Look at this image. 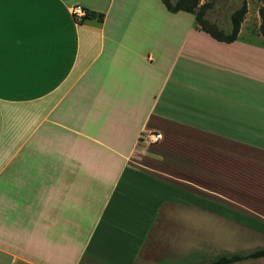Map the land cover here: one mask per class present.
I'll return each mask as SVG.
<instances>
[{"label":"crops","instance_id":"crops-1","mask_svg":"<svg viewBox=\"0 0 264 264\" xmlns=\"http://www.w3.org/2000/svg\"><path fill=\"white\" fill-rule=\"evenodd\" d=\"M0 7V264H210L264 237L260 32L220 42L161 0Z\"/></svg>","mask_w":264,"mask_h":264},{"label":"trees","instance_id":"trees-1","mask_svg":"<svg viewBox=\"0 0 264 264\" xmlns=\"http://www.w3.org/2000/svg\"><path fill=\"white\" fill-rule=\"evenodd\" d=\"M168 11L177 13L179 11H185L195 16L197 26L204 32L211 35L214 39L220 42L231 43L236 41L240 33L242 23L244 22L245 16L248 13L247 3L244 2L242 6L236 10L231 19V27L227 31L218 29L214 24L210 23L206 17L208 12V5L201 4V0H161ZM89 14L88 16H91ZM260 16L262 23L259 31L264 36V9L260 10ZM102 19V16H100ZM264 258V248H257L247 253H234L224 254L216 257L210 264H234L237 262Z\"/></svg>","mask_w":264,"mask_h":264},{"label":"rangeland","instance_id":"rangeland-1","mask_svg":"<svg viewBox=\"0 0 264 264\" xmlns=\"http://www.w3.org/2000/svg\"><path fill=\"white\" fill-rule=\"evenodd\" d=\"M244 2L247 3L248 13L245 16L241 29H243V33L245 34L250 31L259 33V28L262 23L260 10L262 8L264 9V0H201V4L208 5V12L206 15L208 21L222 31L230 29L233 13L238 10ZM222 233L224 234L225 232L222 231ZM251 241H254V243L252 244ZM249 244L250 246L247 252L255 250L257 245L259 248H264V237L258 238V240L257 238H249ZM226 251H228V247L219 244L214 253L211 251V253L208 254L210 256L209 259H212L214 255L228 253ZM213 260H211V262Z\"/></svg>","mask_w":264,"mask_h":264},{"label":"built area","instance_id":"built-area-1","mask_svg":"<svg viewBox=\"0 0 264 264\" xmlns=\"http://www.w3.org/2000/svg\"><path fill=\"white\" fill-rule=\"evenodd\" d=\"M72 13H73L74 17L78 18V19H82L87 15L86 10L79 5H76L72 8ZM159 139H161L160 134H153V139L151 141H157Z\"/></svg>","mask_w":264,"mask_h":264},{"label":"snow or ice","instance_id":"snow-or-ice-1","mask_svg":"<svg viewBox=\"0 0 264 264\" xmlns=\"http://www.w3.org/2000/svg\"><path fill=\"white\" fill-rule=\"evenodd\" d=\"M2 36H3V14H2V7H0V46H2Z\"/></svg>","mask_w":264,"mask_h":264}]
</instances>
